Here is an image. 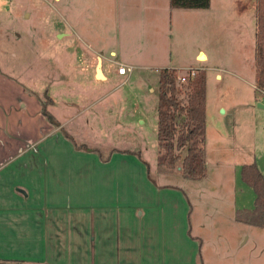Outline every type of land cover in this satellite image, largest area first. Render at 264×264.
I'll use <instances>...</instances> for the list:
<instances>
[{"label":"rangeland","instance_id":"1","mask_svg":"<svg viewBox=\"0 0 264 264\" xmlns=\"http://www.w3.org/2000/svg\"><path fill=\"white\" fill-rule=\"evenodd\" d=\"M132 1L0 0V72L8 82L17 84L18 92L22 93L20 100L15 99L16 95L11 98L12 88L0 80V98L13 99L8 103L9 108H16L17 115L21 114L22 128L8 126V131L15 129L14 136L16 128L20 129L23 145L30 149L46 140L41 147L44 162L63 164L65 161L74 165L70 172L72 181L86 184L93 180L99 174L98 160H106L110 153L118 151L124 154L115 155L114 164L147 163L151 176L157 179L158 172L166 169L157 164L159 68L153 65L164 63L171 52L179 65L193 69L201 65L209 67L206 81L209 143L220 129L228 135L225 160L248 162L254 154L264 156V105L261 104L264 92L256 90L254 85L252 0H220L225 2L227 10L236 2L243 3L246 10L237 25L232 19L224 20V39L216 44L201 38L199 31L193 37L184 30V34L180 33L175 18H171L168 30L160 25L153 34L151 55L144 50L148 42L140 39L142 34L136 31H145L147 27L136 26L130 20L128 2ZM117 4L123 15L119 14ZM198 47L208 55L205 62L195 59ZM113 48L117 51L115 56L110 54ZM131 53L133 57L128 58ZM96 54L102 56L107 80L95 79ZM127 60L125 66L135 67L132 72L119 75L117 61ZM216 72L222 75L221 79L214 77ZM186 74V69L179 68L178 76ZM216 101L227 111L217 109ZM233 106L234 115L229 113ZM232 130L237 132L235 140L230 138ZM27 140L31 142L27 144ZM132 172L135 171L130 167H118L106 171L104 178L100 175L97 178L116 177L121 193L132 188L129 183ZM52 177L47 171L42 179L44 185L54 183ZM109 183L115 185L114 181ZM204 202L209 205L207 200ZM196 212L198 216L205 215L204 209L197 207ZM204 220L208 221V216ZM80 221L83 227L85 221ZM242 233L248 252L253 241L264 249V227L244 224L239 235ZM246 250L243 248L246 264H255ZM84 263L88 264L87 260Z\"/></svg>","mask_w":264,"mask_h":264},{"label":"crops","instance_id":"2","mask_svg":"<svg viewBox=\"0 0 264 264\" xmlns=\"http://www.w3.org/2000/svg\"><path fill=\"white\" fill-rule=\"evenodd\" d=\"M224 3L210 0L207 9H173L169 0H133L128 2V12L136 26L147 27V31H136L142 34L140 39L148 42L144 50L151 55L153 34L160 25L168 30L173 17L180 33L184 30L193 37L199 31L200 37L209 43L223 41L224 20L232 19L237 25L246 10L241 2L229 6L228 10ZM251 5L250 20L255 37V0ZM116 7L123 15L121 6L117 4ZM81 35L80 29V41ZM110 54L115 56L117 51L110 49ZM200 54L205 55V60L199 59ZM131 57L132 53L128 55ZM195 59L204 62L208 59L202 47L196 49ZM174 60L170 52L164 63L153 66L159 70L190 69ZM95 62V79L107 80L102 56L96 54ZM125 62L128 60L117 61V64L126 65ZM128 65L132 72L135 66ZM208 68L199 67L206 71V81ZM214 77L221 79L222 75L216 72ZM0 80L12 88L11 98L16 95V100L21 99L17 84L8 82L1 72ZM11 98V101L0 98V259L30 264H83L86 260L88 264H246L243 253L246 241H243L244 233H239L241 225L247 223L236 221L235 212L252 209L255 193L242 181L240 171L244 164L255 163L264 174V156L254 154L248 162L225 160L223 153L228 148V135L216 130L215 139L209 143L207 111L206 173L202 178H184L176 168L158 172L155 179L147 163L114 164V156L124 154L118 151L110 153L106 160H98L96 170L99 174L85 184V181H72L70 172L74 165L65 161L63 164L44 162L41 147L46 140L33 149L23 145L21 114L17 115L16 108H9ZM216 102L217 109L227 111L221 102ZM235 108L233 106L229 113L234 115ZM8 110L11 111L9 117ZM15 125L21 128H16L13 136L15 129L9 132L8 126L15 128ZM235 133L234 130L230 133L232 140L237 138ZM29 142L27 140V144ZM208 154H212L211 157ZM118 167H130L135 171L129 182L130 191L120 193V181L115 175V179H102L106 171ZM47 171L53 175L54 183L44 185L42 179ZM98 175L102 178H97ZM111 181L115 185H111ZM201 204L205 205L199 207ZM197 207L205 210L204 216L197 215ZM206 211L212 212L211 215ZM206 216L208 221L204 220ZM216 219L227 221H214ZM80 220L85 221L83 227ZM260 247L259 242L253 241L249 252L246 251L256 263L264 264V249Z\"/></svg>","mask_w":264,"mask_h":264},{"label":"trees","instance_id":"3","mask_svg":"<svg viewBox=\"0 0 264 264\" xmlns=\"http://www.w3.org/2000/svg\"><path fill=\"white\" fill-rule=\"evenodd\" d=\"M255 2L254 85L263 93L264 0ZM169 5L173 9H207L210 0H169ZM195 70L193 76L186 75L184 85H179L176 69H160L157 103V164L170 171L179 168L184 178L194 180L206 173V71ZM240 175L254 190L255 198L252 209L235 212V220L264 227V174L255 163H249L241 167ZM0 264L30 263L0 259Z\"/></svg>","mask_w":264,"mask_h":264},{"label":"built area","instance_id":"4","mask_svg":"<svg viewBox=\"0 0 264 264\" xmlns=\"http://www.w3.org/2000/svg\"><path fill=\"white\" fill-rule=\"evenodd\" d=\"M117 71H118L119 74L124 75L127 72H130V68L125 66V65H120V66H118ZM195 71H196L195 69L190 68V69L187 70V74L190 75V76H193L195 74ZM185 77L186 76H180L179 75L178 76V82H181V84L185 83V80H186Z\"/></svg>","mask_w":264,"mask_h":264},{"label":"bare ground","instance_id":"5","mask_svg":"<svg viewBox=\"0 0 264 264\" xmlns=\"http://www.w3.org/2000/svg\"><path fill=\"white\" fill-rule=\"evenodd\" d=\"M199 59H200V60H205V55H204V54H200V55H199ZM97 74H98V75L100 74V70H99V69H97Z\"/></svg>","mask_w":264,"mask_h":264},{"label":"water","instance_id":"6","mask_svg":"<svg viewBox=\"0 0 264 264\" xmlns=\"http://www.w3.org/2000/svg\"><path fill=\"white\" fill-rule=\"evenodd\" d=\"M223 111V110H222ZM179 169V168H178Z\"/></svg>","mask_w":264,"mask_h":264}]
</instances>
